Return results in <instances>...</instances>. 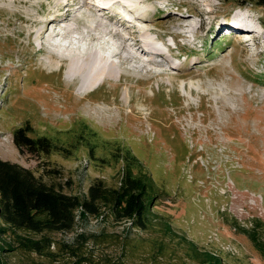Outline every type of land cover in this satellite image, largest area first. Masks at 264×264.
Wrapping results in <instances>:
<instances>
[{
    "label": "rangeland",
    "instance_id": "374dc122",
    "mask_svg": "<svg viewBox=\"0 0 264 264\" xmlns=\"http://www.w3.org/2000/svg\"><path fill=\"white\" fill-rule=\"evenodd\" d=\"M138 1L145 18L140 24L153 31L143 33L151 42L146 43L164 51L169 63H158L156 74L146 73L142 61L148 55L138 52L132 58L129 46L121 57L111 58L105 51L114 64L112 75L82 90L81 82L67 75L70 60L62 61L61 52L53 51L47 63L46 40L37 36L42 22L60 9L57 0H0V158L82 196L94 178L114 183L121 162L109 147L117 142L139 159L158 195L146 229L109 218L77 217L71 231L47 234L52 239L49 253L17 244L18 236L40 234L0 231V264H71L67 246H80L92 259L87 264H264V250L251 238L255 235L264 246L262 11L243 4L256 22L248 34L253 48L236 38L244 31L235 19L237 28L224 18L236 6L230 0H210V7L202 0ZM71 3L63 13L72 11ZM93 3L77 9L78 18L66 24L78 22L86 34L81 25L103 7ZM242 15L247 18L241 9L237 17ZM184 19L198 28L174 38L173 44L169 35L182 31ZM223 28L231 30L227 36ZM127 30L139 36L131 26ZM74 35L78 37L75 33L70 39ZM191 36L202 41L192 43ZM101 44L105 46L102 38L93 47ZM26 125L29 136L48 137L58 150L19 149L12 134ZM87 126L95 130L90 143L81 140ZM52 168L59 172L50 175ZM80 233L87 239L77 241ZM7 247L13 250L3 252Z\"/></svg>",
    "mask_w": 264,
    "mask_h": 264
},
{
    "label": "trees",
    "instance_id": "16d2710c",
    "mask_svg": "<svg viewBox=\"0 0 264 264\" xmlns=\"http://www.w3.org/2000/svg\"><path fill=\"white\" fill-rule=\"evenodd\" d=\"M230 1L235 5L249 4L259 8L264 17V0ZM30 131L27 125L14 130L13 141L19 149L45 154L58 150L57 142L45 136L31 137L28 135ZM94 135L95 130L87 126L81 140L85 138L90 143ZM109 151L116 162H121L114 183L111 185L104 178H94L82 196L65 191L63 184L54 179L43 180L30 169L0 158V231L10 229L14 233L40 234L39 238L16 236V239L24 250L43 254L49 253L47 249L52 241L47 234L71 231L77 217L109 218L116 223H127L129 228L146 229L152 220L153 200L158 196L154 181L130 148L113 142ZM49 172L52 175L59 170L52 168ZM79 238L82 241L87 239L83 233L77 235V241ZM251 238L263 251L264 246H260L255 235ZM67 247L73 258L71 264L91 262L80 246Z\"/></svg>",
    "mask_w": 264,
    "mask_h": 264
},
{
    "label": "bare ground",
    "instance_id": "6f19581e",
    "mask_svg": "<svg viewBox=\"0 0 264 264\" xmlns=\"http://www.w3.org/2000/svg\"><path fill=\"white\" fill-rule=\"evenodd\" d=\"M111 1L114 7H119V6L123 7L121 9H125V15L127 13L126 16L130 17L131 14H133V12L136 14L142 15L141 14L142 11H138L142 8L136 7V5L140 2L138 0H101L100 5L107 4ZM202 1L204 4H208L207 6L209 7L212 6L210 0H202ZM69 2H72L71 3L72 6L69 7V10L72 9V11L70 10V13H63L64 8L69 6ZM91 2H95V1L94 0H91V1L89 0H63V1L57 0V3L59 4L58 7L60 9L56 10L55 17L46 18L43 22L41 19L40 21L42 22L41 24L42 26L40 27V29H38V31L36 30L37 36L40 35L41 39L44 38L46 40L44 41L46 42L47 50L50 51V53L48 52V57H47L48 60L46 59L47 60L46 62L47 63L50 62L49 58L50 57L52 58V54H54L53 51L61 52L60 53L61 60L69 59L71 62L70 66L69 67L67 66L68 67L67 75L70 77L71 80L77 79L78 82L79 81L81 82L80 89L84 90L87 88H92V86H96V84L98 83V80H100L99 78L104 79L105 77L112 75L114 71V64H113V61H111V59L107 57L106 55L110 54V57H113V56L121 57V54L123 51L127 52L128 50L127 46L134 48L133 49L134 56L131 55L132 58L138 57V52L142 53V55H148L149 57L148 60L142 61V68H145L146 73H151L152 71L155 72L154 67L155 66L158 67L157 65H159L158 63L160 62L169 63L167 58L164 56V54L160 52L159 49H157L158 46L156 45L149 46L151 42L149 41L147 42L150 44H147L146 42H144V37L139 31H136L139 34V36H137V34L135 35V33H131L130 31L127 30L129 26V22L122 21L121 18L118 19V16L114 18V20L117 19V23L115 24V21L112 22L113 16L117 15V12H115L114 9L112 8L113 6H106L103 8H99L98 11L96 10L95 11L96 14L98 13L100 16L96 14L94 15L95 13L94 11H93L94 12L93 14H89L91 15L90 17H88V19L89 18L91 19L90 22L87 19L89 24L87 22L86 23L83 22V24L81 25L82 27H84L86 34L85 33L83 34V32L77 27L78 22L73 23L75 24V26L66 24V22L76 20L78 18V17L77 18L75 17L77 9H80L83 7H84L83 9H85L86 8L85 6H89ZM93 4L96 5V3H93ZM134 5L136 8L134 7ZM67 10H68V7H67ZM111 10L114 11V12L112 11V14L110 13ZM57 12H61V16H59V14L57 16ZM87 14H85V16ZM244 16L243 15L238 16V19H235V22L238 23V26H240L239 28L244 31L242 34L244 35L246 34L245 38L247 39V38H250L248 34H251V32H254L253 30L255 29H253L254 26L251 23H249L247 18H245ZM103 20L111 21L112 24L109 26H111V28L113 29H108L106 25L102 23ZM142 22H143L142 24L145 23L144 17L142 18ZM230 23H232L235 28L238 27L232 20L230 21ZM49 25H51V27H49ZM197 26H198L197 24L193 25L192 23L189 22V20L184 19L179 24V28L182 29V31L179 33L171 32V35L173 36V39L174 38L176 39L179 36L186 37L189 32L195 31V29L198 28ZM202 26H203V23L199 25V28ZM57 28L64 29L62 34L58 33L59 30H57ZM148 31H150V33L153 32L149 28H148ZM75 33L78 35V37L75 38V35H74L73 37L75 38V40H73V38L70 39L72 34H75ZM104 35L105 37H107V39H109L108 42H105V46L104 44L103 45L101 44L99 48H97L95 45L93 47V44L99 42L101 38L103 39V41L105 40L104 37H101ZM81 46L83 47L81 48ZM107 46L111 47L112 51L106 54L104 52ZM128 53L129 52H127V54ZM158 57L160 58V60H158L159 59ZM101 59L103 60V63H101ZM98 61H100V63Z\"/></svg>",
    "mask_w": 264,
    "mask_h": 264
},
{
    "label": "built area",
    "instance_id": "2783aa9c",
    "mask_svg": "<svg viewBox=\"0 0 264 264\" xmlns=\"http://www.w3.org/2000/svg\"><path fill=\"white\" fill-rule=\"evenodd\" d=\"M260 209H261L260 211L263 213L264 212V209L263 210H262V208H260Z\"/></svg>",
    "mask_w": 264,
    "mask_h": 264
}]
</instances>
